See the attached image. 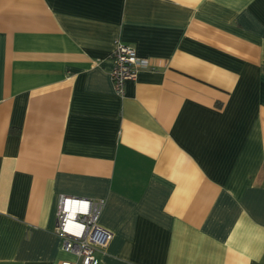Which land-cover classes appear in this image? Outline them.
Segmentation results:
<instances>
[{"label": "crops", "instance_id": "crops-1", "mask_svg": "<svg viewBox=\"0 0 264 264\" xmlns=\"http://www.w3.org/2000/svg\"><path fill=\"white\" fill-rule=\"evenodd\" d=\"M60 194L105 200L95 264H264V0H0V264L76 260Z\"/></svg>", "mask_w": 264, "mask_h": 264}, {"label": "built area", "instance_id": "built-area-1", "mask_svg": "<svg viewBox=\"0 0 264 264\" xmlns=\"http://www.w3.org/2000/svg\"><path fill=\"white\" fill-rule=\"evenodd\" d=\"M111 60L110 77L120 96L124 95L127 80L136 78L140 70L153 67L149 58L138 55L133 46L122 42L116 43ZM104 205L103 198L59 195L55 232L61 239L62 249L76 258L62 264H95L96 251L104 249L112 238V233L98 223Z\"/></svg>", "mask_w": 264, "mask_h": 264}]
</instances>
